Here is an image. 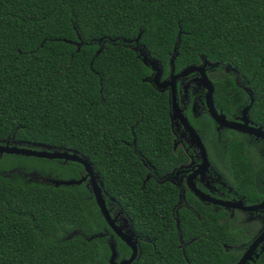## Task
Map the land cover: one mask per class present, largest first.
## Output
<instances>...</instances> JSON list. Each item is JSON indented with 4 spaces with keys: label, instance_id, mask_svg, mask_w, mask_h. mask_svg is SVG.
Segmentation results:
<instances>
[{
    "label": "trees",
    "instance_id": "trees-1",
    "mask_svg": "<svg viewBox=\"0 0 264 264\" xmlns=\"http://www.w3.org/2000/svg\"><path fill=\"white\" fill-rule=\"evenodd\" d=\"M177 43V70L202 57L234 67L213 74L215 95H247L237 77L264 116V0H0V140L77 152L143 231L165 228L166 198L154 194L166 187L143 180L146 162L161 175L175 159L170 104L145 80L152 71L140 49L167 71ZM0 166L12 169L0 174V264H109L104 238H88L105 225L92 188L24 177L79 179L81 163L6 154ZM159 251L164 261L166 247ZM186 253L181 264L237 259L195 242ZM252 264H264V252Z\"/></svg>",
    "mask_w": 264,
    "mask_h": 264
},
{
    "label": "flooded vegetation",
    "instance_id": "flooded-vegetation-1",
    "mask_svg": "<svg viewBox=\"0 0 264 264\" xmlns=\"http://www.w3.org/2000/svg\"><path fill=\"white\" fill-rule=\"evenodd\" d=\"M148 55L154 58L149 53ZM140 57L143 60L141 53ZM171 58L167 71L155 58L162 68L161 81L188 66H202L207 59L202 57L201 63L190 64L179 70L174 64L173 70ZM212 63L206 64L203 71L213 86L211 96L208 94V82L200 79L201 70H193L176 79L175 95L179 111L175 115L172 110L171 86L158 88L152 83L156 89L168 94L170 136L167 140L175 159L172 167L161 175L157 174L152 164L148 166L146 162L150 170L143 185L151 179L166 187V193L154 195L166 198L164 212L169 214V225L163 229L161 226V230L152 226V232L147 234L142 230V218L133 216L123 205L121 198L115 197L107 189L103 190L110 218L119 228L120 234L132 236L133 245L137 247L136 257L130 264H174L173 261L181 264V256L188 263L187 248L194 242L221 247L224 252L237 256L233 262L236 264L264 232V116L259 115L256 109L253 110L256 98L250 87L237 77L236 85L247 95H215L213 74L220 73L221 67L226 72L235 69ZM150 69L152 73L148 77L154 74L151 67ZM260 106L257 105V108ZM194 131L198 136L194 135ZM0 143L5 144L6 141L0 140ZM10 143L26 146L23 141L15 142L11 139ZM56 160L66 162L63 159ZM83 168L79 179L86 176L81 183L91 187L88 173L84 166ZM10 172L12 169L0 166V174L11 178ZM24 177L41 183L52 182L37 171L24 173ZM102 216L105 222L102 231L93 233L88 238H104L103 241L110 249L109 264H112V243L116 244L118 251L115 261L127 260L133 252L130 241L124 240L103 214ZM172 231H175L176 238L170 233ZM163 246L168 254L161 261L159 250ZM263 246L264 240L259 243L256 253H261ZM145 251L150 252L151 257L144 255Z\"/></svg>",
    "mask_w": 264,
    "mask_h": 264
},
{
    "label": "water",
    "instance_id": "water-1",
    "mask_svg": "<svg viewBox=\"0 0 264 264\" xmlns=\"http://www.w3.org/2000/svg\"><path fill=\"white\" fill-rule=\"evenodd\" d=\"M140 35H138V37L136 38V42L139 41L140 39ZM178 44L177 43L174 47V51H173V55L171 58V64H172V69L174 70V64H175V58L178 54ZM138 47H136L137 49ZM100 51V49H99ZM98 51V52H99ZM142 57H143V62L147 65L150 66L154 72L153 76L151 77H146L145 80H148L151 83H154L158 88H162V87H166V86H171V90H172V96H171V100H172V110H173V114L175 115V113H177V111H179V108L177 106V102H176V95H175V85H176V79L182 75H186L189 72L193 71V70H201L202 71V76H201V80L204 79L205 81L208 82V87H209V95H212V91H213V86L211 84L210 79L208 78V76L205 74L204 69L206 67V64H210L211 62L208 61L207 59L204 61L202 66H188L186 68H184L181 72H179L178 74H174L172 73V75L170 76V78L165 79L164 81H161V75H162V68L160 65V62L158 60H156L155 58H151L149 57L148 53L145 50H141L140 51ZM212 64H218L216 63H212ZM233 69H235L233 67ZM236 71V69H235ZM174 72V71H173ZM237 72V71H236ZM194 135H197L194 131ZM198 136V135H197ZM14 138V137H13ZM199 138V137H198ZM5 140L6 143L2 144L0 143V157L4 154H17V155H26V156H35V157H45V158H51V159H63L65 161H77L79 163H81L89 176V183L91 185L92 191L94 193L95 196V200L97 202V205L100 208L101 213L105 216V218L109 221V223L111 224V226H113L115 228V231L120 234V230L119 228L114 224L113 219L110 218V214L107 210L105 201H104V197H103V189H102V185L101 182L98 179V174L95 171L92 163L89 161L88 158L83 157L81 155H79L77 152L73 151V150H69V149H60V148H55L52 145L49 144H43V143H37L34 145H38L39 147H42L40 149L37 148H32V147H27V146H18L17 144H11L10 141L11 139H2V141ZM13 141L17 142L19 140H16L15 138L12 139ZM52 183H54L55 185H73V184H80L84 179H86L87 177L84 176L81 179H56V178H52V177H48ZM76 233V232H74ZM121 237L126 240L127 242L130 243V245L133 248V252L130 256V258H128L127 260H123L121 262H116L115 259L117 257V246L115 243H112L111 245V257H110V262L112 264H130L136 257L137 254V247L135 245H133L134 241L132 239V236L128 235V236H123V234H120ZM264 240V232L249 246V248L245 251V253L243 254V256L239 259V261L236 264H248L249 261L255 262L256 259H258L260 257V254L262 252H264V246L261 248V253H256V249L259 245L260 242H262ZM132 243V244H131Z\"/></svg>",
    "mask_w": 264,
    "mask_h": 264
},
{
    "label": "rangeland",
    "instance_id": "rangeland-1",
    "mask_svg": "<svg viewBox=\"0 0 264 264\" xmlns=\"http://www.w3.org/2000/svg\"><path fill=\"white\" fill-rule=\"evenodd\" d=\"M12 159H13L12 157L6 156L5 161H9V160L12 161Z\"/></svg>",
    "mask_w": 264,
    "mask_h": 264
}]
</instances>
